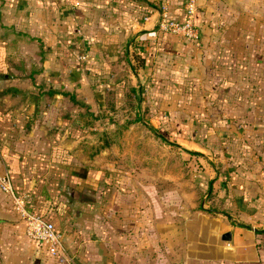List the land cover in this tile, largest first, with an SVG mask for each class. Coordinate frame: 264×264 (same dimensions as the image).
Segmentation results:
<instances>
[{
	"label": "crops",
	"instance_id": "0c3cea01",
	"mask_svg": "<svg viewBox=\"0 0 264 264\" xmlns=\"http://www.w3.org/2000/svg\"><path fill=\"white\" fill-rule=\"evenodd\" d=\"M184 1L0 0V171L74 264H264V0L249 13L247 0H194L196 43L156 27L162 5L180 19ZM106 95L192 118L203 136L190 145L216 166L203 209L151 218L127 188L108 221L113 192L79 140L82 108ZM0 264H57L1 191Z\"/></svg>",
	"mask_w": 264,
	"mask_h": 264
},
{
	"label": "rangeland",
	"instance_id": "374dc122",
	"mask_svg": "<svg viewBox=\"0 0 264 264\" xmlns=\"http://www.w3.org/2000/svg\"><path fill=\"white\" fill-rule=\"evenodd\" d=\"M242 11L249 13L248 0L242 4ZM243 24L248 25V21ZM106 97L109 100L106 95L100 105L93 104L89 110L82 108L85 128L79 140L83 154L92 160L91 165H86L101 176L98 188L113 192L109 201L112 198L117 204L114 208H118L111 209L106 216L108 221L121 220V195L127 188L143 191L144 205L151 218L155 210L160 211L163 219L176 217L183 221L203 209L208 204V165L214 168L215 165L190 145L193 141L200 142L203 136L189 127L192 118L185 117L184 111L177 112L176 102L171 109H160L157 101L145 100L137 110L127 99L122 101L119 97L115 104L107 102ZM136 116L138 119H134ZM85 168L79 170L85 173ZM89 183L86 182L87 186ZM136 195L135 192L131 198L136 200ZM130 209L137 212L136 206Z\"/></svg>",
	"mask_w": 264,
	"mask_h": 264
},
{
	"label": "built area",
	"instance_id": "2783aa9c",
	"mask_svg": "<svg viewBox=\"0 0 264 264\" xmlns=\"http://www.w3.org/2000/svg\"><path fill=\"white\" fill-rule=\"evenodd\" d=\"M194 11V0H185L182 18L175 19L168 15L166 6L162 5L156 27L161 31L180 34L185 40L196 43L199 40V28L194 21ZM0 191L9 197L27 238L40 243L57 264H74L73 255L65 246L60 231L55 229L51 221L27 208L23 194L14 190L6 170L0 171Z\"/></svg>",
	"mask_w": 264,
	"mask_h": 264
},
{
	"label": "trees",
	"instance_id": "16d2710c",
	"mask_svg": "<svg viewBox=\"0 0 264 264\" xmlns=\"http://www.w3.org/2000/svg\"><path fill=\"white\" fill-rule=\"evenodd\" d=\"M129 90H130V92H132V93H135V89L133 88V87H130L129 88ZM135 107H136V105H135ZM134 119H138V117L136 116ZM160 136V135H159ZM162 137V136H161ZM188 151H191V152H193V153H197V151H192V150H188ZM215 168H216V166H215ZM208 189H209V186H208ZM57 230V229H56ZM59 231V230H58ZM260 231V230H259ZM261 231H263V233H264V230H261Z\"/></svg>",
	"mask_w": 264,
	"mask_h": 264
},
{
	"label": "water",
	"instance_id": "95a60500",
	"mask_svg": "<svg viewBox=\"0 0 264 264\" xmlns=\"http://www.w3.org/2000/svg\"><path fill=\"white\" fill-rule=\"evenodd\" d=\"M228 1V0H227ZM222 237L224 238V239H229V237H230V233L229 232H225L223 235H222Z\"/></svg>",
	"mask_w": 264,
	"mask_h": 264
}]
</instances>
